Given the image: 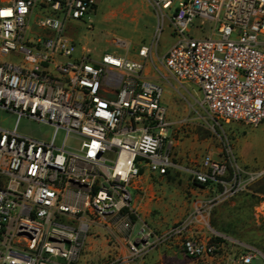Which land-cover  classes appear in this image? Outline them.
Returning <instances> with one entry per match:
<instances>
[{
	"label": "built area",
	"instance_id": "2783aa9c",
	"mask_svg": "<svg viewBox=\"0 0 264 264\" xmlns=\"http://www.w3.org/2000/svg\"><path fill=\"white\" fill-rule=\"evenodd\" d=\"M97 2L0 0V109L18 116L13 131L0 128V264H78L96 236L93 228L125 242L133 258L176 240L187 258L214 263L218 247L190 231L199 208L192 219L156 234L134 205L130 190L142 191L144 176L184 169L171 160L163 89L145 74L154 46H143L136 60L77 54L68 26L90 18ZM151 2L179 38L162 59L165 71L179 84L198 86L214 120L260 125L264 0ZM191 29L209 34L186 37ZM9 55L23 56L24 65L3 63ZM22 118L54 127L52 142L20 135ZM58 131L66 133L61 146ZM71 136L80 140L76 152L67 150ZM227 167L207 157L191 174L199 187L224 184ZM258 258L249 252L224 264Z\"/></svg>",
	"mask_w": 264,
	"mask_h": 264
},
{
	"label": "rangeland",
	"instance_id": "374dc122",
	"mask_svg": "<svg viewBox=\"0 0 264 264\" xmlns=\"http://www.w3.org/2000/svg\"><path fill=\"white\" fill-rule=\"evenodd\" d=\"M97 5L90 18L68 26L77 54L87 50L95 60L104 55L136 60L143 46H154L153 62L147 64L145 74L163 89L162 104L175 145L171 160L184 169L168 177L144 176L143 190H130L134 205L156 234L192 219L199 208L202 216L190 231L198 240L215 244L220 253L214 263L194 261L181 253L178 241L167 240L133 258L125 242L107 239L104 229L93 228L90 234L96 236L89 238L78 264H224L228 257L249 252L259 255L254 264H264V121L255 127L214 120L202 103L201 89L192 83L179 84L165 71L162 59L179 38L151 0H98ZM177 6L165 12L168 17ZM29 23L33 26L34 19ZM208 34L191 29L185 36ZM2 62L24 65L23 56L16 55L5 56ZM17 122L16 114L0 109V128L13 131ZM17 131L44 143H51L56 133L54 127L28 118L19 120ZM65 138L66 133L58 131L56 145L61 146ZM79 144L71 136L67 150L76 152ZM207 157L226 161L224 184L201 188L194 182L191 172L203 169Z\"/></svg>",
	"mask_w": 264,
	"mask_h": 264
},
{
	"label": "trees",
	"instance_id": "16d2710c",
	"mask_svg": "<svg viewBox=\"0 0 264 264\" xmlns=\"http://www.w3.org/2000/svg\"><path fill=\"white\" fill-rule=\"evenodd\" d=\"M196 185H197V184H196ZM197 186H198V185H197ZM201 188H206V186H202ZM217 240H219V241H220L221 239H220V238H218Z\"/></svg>",
	"mask_w": 264,
	"mask_h": 264
},
{
	"label": "snow or ice",
	"instance_id": "6c2138e0",
	"mask_svg": "<svg viewBox=\"0 0 264 264\" xmlns=\"http://www.w3.org/2000/svg\"><path fill=\"white\" fill-rule=\"evenodd\" d=\"M0 14H5V13H0Z\"/></svg>",
	"mask_w": 264,
	"mask_h": 264
},
{
	"label": "crops",
	"instance_id": "0c3cea01",
	"mask_svg": "<svg viewBox=\"0 0 264 264\" xmlns=\"http://www.w3.org/2000/svg\"><path fill=\"white\" fill-rule=\"evenodd\" d=\"M120 241V240H119Z\"/></svg>",
	"mask_w": 264,
	"mask_h": 264
}]
</instances>
